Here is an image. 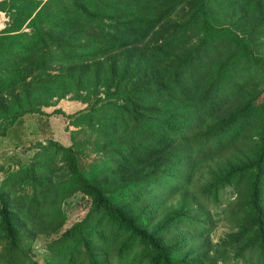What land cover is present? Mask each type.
I'll return each instance as SVG.
<instances>
[{"label":"trees","instance_id":"1","mask_svg":"<svg viewBox=\"0 0 264 264\" xmlns=\"http://www.w3.org/2000/svg\"><path fill=\"white\" fill-rule=\"evenodd\" d=\"M1 12L0 264H264V0ZM69 92L79 108H43ZM52 112L69 144L30 138L26 120ZM227 187L232 226L213 241ZM76 193L88 206L66 225Z\"/></svg>","mask_w":264,"mask_h":264},{"label":"rangeland","instance_id":"2","mask_svg":"<svg viewBox=\"0 0 264 264\" xmlns=\"http://www.w3.org/2000/svg\"><path fill=\"white\" fill-rule=\"evenodd\" d=\"M1 14H4V13L1 12ZM70 94L71 92L67 93L65 97L58 99L55 102V104H52L56 100V98L53 97L51 105L46 104L43 106V108L50 110L54 107H60V108H63L67 112L72 111L73 108L75 109L79 108L80 107L79 103H82L81 100L75 99L79 103H77L76 101H72L69 98ZM83 103H86V102H83ZM37 117L38 116L36 115V118ZM67 121H68V116H66L65 114L52 112L51 115L47 116L46 122L35 120L33 116V118L30 117L28 120H26V123H30L32 126L34 125L36 129H38L36 133L33 132L32 134H30V138H33L32 140H35L36 137H42L39 134V132H41L39 131V129L44 128V129H50L53 132V136L59 141H61L62 143L69 144L71 142V133L66 128ZM26 146L28 148H26ZM26 146L25 148L27 149V151L24 153L23 158H25L26 155L30 153L32 150V147H30L28 144ZM3 147L4 146H1L0 148H3ZM232 197H233V193L230 192V188L227 187L223 196L219 197L218 203L217 204L215 203L214 206L212 207V214H213L212 218L214 219V226L212 230L210 231V237L212 238L213 241L218 240L219 237L223 236L228 230H230L232 226L231 221L228 219L227 209H225L229 200ZM87 206H88V203L82 201L80 193H76L68 197L64 202V209L66 210L68 214L66 225H69L73 220L81 217L83 213L86 211ZM34 249H35V252L38 253L39 257H41V255L46 252L45 237L40 236L35 240Z\"/></svg>","mask_w":264,"mask_h":264},{"label":"built area","instance_id":"3","mask_svg":"<svg viewBox=\"0 0 264 264\" xmlns=\"http://www.w3.org/2000/svg\"><path fill=\"white\" fill-rule=\"evenodd\" d=\"M7 20V17L4 14L0 15V28L5 25V21Z\"/></svg>","mask_w":264,"mask_h":264}]
</instances>
